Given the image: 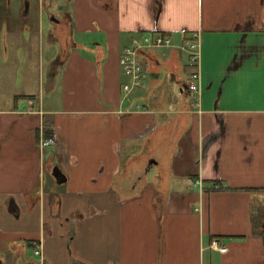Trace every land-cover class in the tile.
Wrapping results in <instances>:
<instances>
[{
	"label": "crops",
	"instance_id": "1",
	"mask_svg": "<svg viewBox=\"0 0 264 264\" xmlns=\"http://www.w3.org/2000/svg\"><path fill=\"white\" fill-rule=\"evenodd\" d=\"M31 1L41 35L40 4H69L77 39L56 82L43 63V91L0 104V264H264V0ZM196 31L199 94L176 46ZM147 32L175 45L140 54L148 109L131 111L119 58Z\"/></svg>",
	"mask_w": 264,
	"mask_h": 264
},
{
	"label": "built area",
	"instance_id": "2",
	"mask_svg": "<svg viewBox=\"0 0 264 264\" xmlns=\"http://www.w3.org/2000/svg\"><path fill=\"white\" fill-rule=\"evenodd\" d=\"M175 45L170 35L160 32L146 33L133 38L130 44H127L120 55L119 62L123 73L127 76V80L123 83V101L134 103L135 105L129 110H146V104L135 101L137 91L143 89L147 85V71L141 60V53L154 48H168ZM182 52L189 56V61L195 67L190 79L187 81L188 89L194 94L200 93V60H201V34L199 31L193 32L186 37L180 44L176 45ZM198 100L192 101L193 107L199 106ZM58 136L56 132L46 134L41 132L39 144L42 148L52 147L57 143ZM217 187V186H215ZM43 242L35 240L31 247L35 256L43 257ZM212 246L220 251H226L227 247L221 245L218 240H213Z\"/></svg>",
	"mask_w": 264,
	"mask_h": 264
},
{
	"label": "flooded vegetation",
	"instance_id": "3",
	"mask_svg": "<svg viewBox=\"0 0 264 264\" xmlns=\"http://www.w3.org/2000/svg\"><path fill=\"white\" fill-rule=\"evenodd\" d=\"M12 2L13 0H0V47L1 52H4L2 53V58L5 62H8L9 58L15 59L17 57H13V55L12 57L9 56V48L11 47L10 44H14L19 47L18 49L20 53H25L23 58H16L18 62H24L25 64V62L27 63L32 61L33 63H36L38 57H40V45H43L46 40H48L47 43L49 45H54L57 43V52H53L51 57L52 59L49 57H47V59H43L44 61L48 62V67H50L48 72L49 77H51L50 83L52 84V78L54 77L53 69L56 68V65L61 63V61H65L75 43L71 34L73 30V24L70 10H68L69 4L64 7L63 5L60 6V4L57 3L56 8L54 9L56 11L51 10L47 6L44 7L43 3L40 4L42 13H47L49 19L56 20V22L54 21V25L51 28H48L45 34L41 35L40 31H35L30 27L29 17L31 16L32 12L31 0H20V7L18 8L17 14L19 15V19L22 21V25L19 27V30H12L13 20L9 17H6L10 12L9 10L12 7ZM37 40L42 42L39 46V41L36 42ZM53 65H55V67H53ZM37 112L39 113V111Z\"/></svg>",
	"mask_w": 264,
	"mask_h": 264
},
{
	"label": "rangeland",
	"instance_id": "4",
	"mask_svg": "<svg viewBox=\"0 0 264 264\" xmlns=\"http://www.w3.org/2000/svg\"><path fill=\"white\" fill-rule=\"evenodd\" d=\"M58 3V2H56ZM47 19V22H49V18L47 16V13H45V21ZM46 36V35H45ZM73 39H77L76 36H72ZM86 37V36H85ZM173 37V36H172ZM53 38V37H51ZM173 39V38H172ZM39 40H37L36 42H38ZM54 41V40H53ZM48 40L45 41V43L43 45H40V42L38 43V46L40 45L41 49L39 51L40 57H38L36 63H33L32 61L29 62H25L26 64H24V62L20 63L18 62V60L16 58H23L24 54L23 52L20 53L19 51V47L14 45V44H10V48H9V56L15 57L17 56L15 59H11L9 58L8 62H5L4 59L2 58V53H4L3 51L1 52V47H0V104L3 105L4 103L6 104V108H10L13 105V102L11 99H13L16 95V93H19L20 89H22L20 91V93H24V89H27L29 91L32 92H36V91H43L41 90V83H40V74L37 76L38 72H40V68L39 66H43V59L47 57H49L50 59H52V54L53 52L56 53L57 51V43L54 45H49ZM174 42V40H173ZM48 51H49V55H48ZM44 52V53H43ZM19 53V54H18ZM38 56V55H37ZM70 56H67V60ZM66 60V61H67ZM33 64V65H31ZM44 64L46 66V68H48V62L44 61ZM47 64V65H46ZM58 65V64H57ZM56 65V67H58ZM55 66V65H53ZM59 69H61V67H59ZM25 75L27 76V79L25 80ZM44 79H45V87L47 86V70L45 69V73H44ZM51 78V77H50ZM49 78V79H50ZM57 76L55 75L52 80L53 82H56L57 80ZM189 80V78H188ZM22 82V85L19 87V83ZM29 85V86H27ZM60 87V85H59ZM62 94L61 91V87L58 88L57 90H55V92L49 94V97L52 98V96L54 98L60 97ZM154 171V170H153ZM175 187V186H174ZM176 189V187H175ZM32 251V250H31Z\"/></svg>",
	"mask_w": 264,
	"mask_h": 264
},
{
	"label": "trees",
	"instance_id": "5",
	"mask_svg": "<svg viewBox=\"0 0 264 264\" xmlns=\"http://www.w3.org/2000/svg\"><path fill=\"white\" fill-rule=\"evenodd\" d=\"M29 97H31L30 95H29ZM47 132H49V131H47ZM46 134H48V133H46ZM214 185H218L219 186V188H221L222 186L221 185H219L217 182L214 184ZM264 189V188H263Z\"/></svg>",
	"mask_w": 264,
	"mask_h": 264
},
{
	"label": "water",
	"instance_id": "6",
	"mask_svg": "<svg viewBox=\"0 0 264 264\" xmlns=\"http://www.w3.org/2000/svg\"><path fill=\"white\" fill-rule=\"evenodd\" d=\"M153 161H154V160H151V162H153ZM151 162H150V163H151Z\"/></svg>",
	"mask_w": 264,
	"mask_h": 264
}]
</instances>
